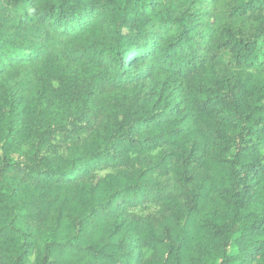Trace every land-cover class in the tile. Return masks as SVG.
I'll return each mask as SVG.
<instances>
[{"label":"trees","instance_id":"1","mask_svg":"<svg viewBox=\"0 0 264 264\" xmlns=\"http://www.w3.org/2000/svg\"><path fill=\"white\" fill-rule=\"evenodd\" d=\"M0 264H264V0H0Z\"/></svg>","mask_w":264,"mask_h":264},{"label":"rangeland","instance_id":"2","mask_svg":"<svg viewBox=\"0 0 264 264\" xmlns=\"http://www.w3.org/2000/svg\"><path fill=\"white\" fill-rule=\"evenodd\" d=\"M58 142H59V140H58ZM157 155H158V154H157L156 152H154V153H153V157H155V158H156V157H157Z\"/></svg>","mask_w":264,"mask_h":264}]
</instances>
